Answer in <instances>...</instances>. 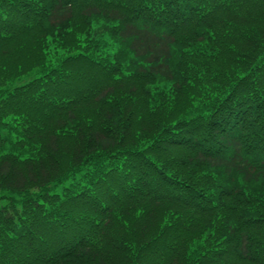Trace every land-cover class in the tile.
I'll list each match as a JSON object with an SVG mask.
<instances>
[{
    "label": "trees",
    "instance_id": "trees-1",
    "mask_svg": "<svg viewBox=\"0 0 264 264\" xmlns=\"http://www.w3.org/2000/svg\"><path fill=\"white\" fill-rule=\"evenodd\" d=\"M0 193V264H264V0H0Z\"/></svg>",
    "mask_w": 264,
    "mask_h": 264
},
{
    "label": "rangeland",
    "instance_id": "rangeland-1",
    "mask_svg": "<svg viewBox=\"0 0 264 264\" xmlns=\"http://www.w3.org/2000/svg\"><path fill=\"white\" fill-rule=\"evenodd\" d=\"M21 43H26V42H21ZM21 43H19V45H16L15 47H14V49L15 48H19V49H21L23 52H24V44L23 45H21L20 46V44ZM18 55V51L17 50H15L14 51V53H13V55H11V54H9V58H10V60H15L14 59V57H16ZM20 64H21V62H14V65H13V69L11 70L12 72H16L18 69H22L21 67H20ZM14 197V195L12 196V195H9V194H7V193H0V197ZM7 202V200L5 199V198H2V199H0V206H2L3 205V203H6Z\"/></svg>",
    "mask_w": 264,
    "mask_h": 264
}]
</instances>
